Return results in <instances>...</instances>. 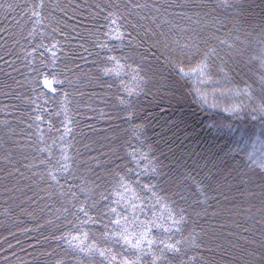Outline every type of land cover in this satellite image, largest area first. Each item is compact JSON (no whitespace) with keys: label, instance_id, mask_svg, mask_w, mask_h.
Returning <instances> with one entry per match:
<instances>
[{"label":"trees","instance_id":"16d2710c","mask_svg":"<svg viewBox=\"0 0 264 264\" xmlns=\"http://www.w3.org/2000/svg\"><path fill=\"white\" fill-rule=\"evenodd\" d=\"M0 264H264V0H0Z\"/></svg>","mask_w":264,"mask_h":264},{"label":"snow or ice","instance_id":"6c2138e0","mask_svg":"<svg viewBox=\"0 0 264 264\" xmlns=\"http://www.w3.org/2000/svg\"><path fill=\"white\" fill-rule=\"evenodd\" d=\"M45 83L48 84L49 86H51V83H50L49 81H45ZM53 179H55V177H53ZM139 243H140V242L137 241V244H136V245H133V246L136 247V246L139 245ZM149 243H151V242H149ZM169 247H170V248H174V246H171V245H170Z\"/></svg>","mask_w":264,"mask_h":264}]
</instances>
